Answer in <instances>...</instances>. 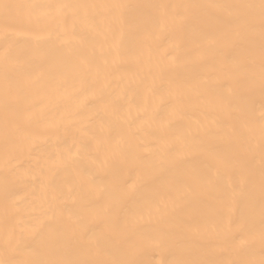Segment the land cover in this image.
Segmentation results:
<instances>
[{"label": "bare ground", "instance_id": "obj_1", "mask_svg": "<svg viewBox=\"0 0 264 264\" xmlns=\"http://www.w3.org/2000/svg\"><path fill=\"white\" fill-rule=\"evenodd\" d=\"M5 2L0 261L259 264V0Z\"/></svg>", "mask_w": 264, "mask_h": 264}, {"label": "snow or ice", "instance_id": "obj_2", "mask_svg": "<svg viewBox=\"0 0 264 264\" xmlns=\"http://www.w3.org/2000/svg\"><path fill=\"white\" fill-rule=\"evenodd\" d=\"M21 5H13L5 2V0H0V9L5 11L12 8H21ZM29 7H39V6H29ZM51 7V6H46ZM114 7H119L118 5ZM244 7H256L255 5H245ZM259 9H260V18H261V38L264 40V0H259ZM261 82L264 84V46L261 48ZM262 152H264V144H262ZM262 191H264V182H262ZM264 223V222H262ZM262 239H264V229H262L261 233ZM0 264H4V262L0 261ZM99 264H109V262H99ZM110 264H120V262H110ZM174 264H185L182 261H176ZM245 264H255L254 261H247ZM259 264H264V258L259 261Z\"/></svg>", "mask_w": 264, "mask_h": 264}]
</instances>
